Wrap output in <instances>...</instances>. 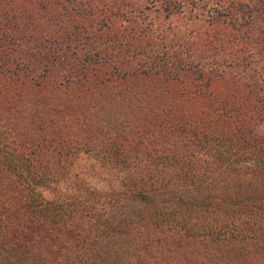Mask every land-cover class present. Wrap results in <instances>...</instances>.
<instances>
[{"label": "trees", "instance_id": "trees-1", "mask_svg": "<svg viewBox=\"0 0 264 264\" xmlns=\"http://www.w3.org/2000/svg\"><path fill=\"white\" fill-rule=\"evenodd\" d=\"M204 1L0 0V264H264V190L217 186L248 160L264 187V0H218L210 46L139 50Z\"/></svg>", "mask_w": 264, "mask_h": 264}, {"label": "rangeland", "instance_id": "rangeland-1", "mask_svg": "<svg viewBox=\"0 0 264 264\" xmlns=\"http://www.w3.org/2000/svg\"><path fill=\"white\" fill-rule=\"evenodd\" d=\"M128 1L132 7H134V5L136 3L140 2V0H127V2ZM216 2H219V1L218 0H216V1L209 0V1H204L201 3H197L198 7L194 9V11L192 12L191 15H190L189 7L185 6L182 14H177V15L173 16L172 18H170L169 20H167L163 24L162 28H165V25H167L169 28H172L171 29L172 33L171 34L169 33V38H172L174 35H177L178 38L183 39L182 41L181 40L179 41L178 39H176V40H167V39L164 40L162 37L163 33H161L158 40L155 39L150 44L147 43V44L141 45L139 50H145L146 49V51H148L149 46H151L150 49L153 47L158 49L161 45H163V43L166 44L167 42L172 43V45H174V44H182L183 45L187 42V40H190L189 39L190 34L192 33V30H194L196 28H202V29L207 28L210 31V33H208L207 36L202 35V36H199V38L197 39V43L199 44V46H201L204 43H205V46H210L211 42L209 40L211 39V34H213V32H215L214 28H218V27L217 26L213 27V29L208 28L209 26L207 25V23H205V18L210 16V14H212L213 12L219 13L222 10L220 8V6L218 4H216ZM29 10H33V9H29ZM11 14H21V13L19 11L17 13L11 11ZM37 14H39V11H37ZM149 16H150V19L152 20V22L155 23V26H157L158 28H161L158 25V23H160V22L163 23L162 18L161 17L156 18L153 15H149ZM195 16H197L198 19H193V17H195ZM148 22H151V21L148 20ZM116 26L117 27H119V26H125L126 27L127 25L125 23H122L121 21H119L116 24ZM157 30H160V29H157ZM55 31H56V28H53V32H55ZM228 33H230L234 36L235 35L237 36V34L234 31H232L230 28L228 30ZM22 35H26L27 38L22 40L21 48H23L26 45L25 42L29 38L28 33H20V32L14 33L15 38H19ZM46 36H48V35H46ZM48 40H50V39H48ZM52 40H53V38H52ZM237 48L239 49V47H237ZM167 49H168L167 52L169 54L173 55L174 57H176L175 52L179 53V51H180V48H172L170 46H168ZM182 50H184V48ZM223 50L224 49H220V52L222 53ZM230 51H231V49H230ZM173 52L175 53V55L173 54ZM182 59H183V57H182ZM65 63H72V61L66 60L63 64H65ZM136 63H139V61H136ZM136 63L134 65L128 67V68L135 67ZM228 70L229 69H226V75L230 72ZM234 72H231V74H233V75L236 74ZM130 81H134V79H131ZM135 83L138 84V82H135ZM237 84L238 83H235V85H237ZM243 91L247 92L245 90H243ZM229 92L232 93V92H236V91H229ZM244 92H240L237 95H241V96L246 95V93H244ZM37 94H38V90L35 89L34 87H31V86H28L25 84H18V85L12 86L11 89L6 93L5 96H6V101H8V99L10 97H11V99L16 98L18 100L22 99V98H26V101L29 100L30 103L35 104L36 102L32 101L33 100L32 96L36 98ZM46 95H47V93L45 94V96ZM26 96H28V97H26ZM176 96L180 97L181 93L179 91H177ZM259 97L264 98L263 96H259ZM16 99H14V100H16ZM13 102H16V101H13ZM7 109H8L7 104L2 103V101H0V121H1V123L3 120V119H1V115L6 114ZM10 124H11V121H10ZM12 124H14V123H12ZM257 125H258L257 126L258 128L256 129L255 132H259L260 134L264 133V120H263V123H259V124L257 123ZM2 126H3V123H2ZM225 132H229V131L226 129ZM75 161L76 162H75L74 167H75V170H77L79 175L80 174H85V175L89 174V175L93 176L91 179L89 178L87 181V184H89V187H91V186L96 187L97 190H100L103 192V189L105 187L102 185V180H101V176H100V168L98 166L99 162L96 160H93V158H91V157L88 158L87 155L85 156L82 154H79L77 156V158L75 159ZM247 161L248 160H241L237 163V165L234 164L233 165V167H234L233 172H235V173H232V172L230 173L231 178H230L229 183L228 184L222 183L221 182L222 178H221L217 182L218 188L231 190V192L235 193L236 196H241L240 197L241 199H242V195H244L245 198L248 195H251L252 192L254 191V188H257L258 190H264L263 186L257 185L258 180L256 179V177L254 175H252V173L247 174L248 171H246V172L242 171L243 168L250 167V166L254 168L256 166V164L250 163V162L247 163ZM93 163H95L97 166L93 165ZM106 169H108V168L106 167ZM42 197L43 198L45 197L47 199H51L53 197V194L45 192L42 194Z\"/></svg>", "mask_w": 264, "mask_h": 264}]
</instances>
